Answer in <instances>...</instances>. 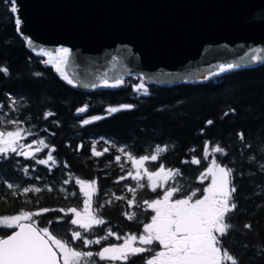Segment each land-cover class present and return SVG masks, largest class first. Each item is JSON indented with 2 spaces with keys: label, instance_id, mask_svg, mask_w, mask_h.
I'll return each instance as SVG.
<instances>
[{
  "label": "trees",
  "instance_id": "trees-1",
  "mask_svg": "<svg viewBox=\"0 0 264 264\" xmlns=\"http://www.w3.org/2000/svg\"><path fill=\"white\" fill-rule=\"evenodd\" d=\"M9 9L7 0H0V67H6L9 73L0 72V118L3 120L0 130H14L16 126L8 124V120L23 121L20 126L33 133L23 142L44 139L50 147H55L53 155L57 164L39 165L35 160L15 154H10L8 159L0 158V217L18 214L21 210L80 207L82 197L74 184L76 179L97 181V204L111 200L112 193L130 199L131 194L124 187L128 179L116 183L124 171L115 161L113 146H121L139 157L151 154L158 145H167L168 151L157 162L150 161L146 166L152 170L163 163L166 168L180 169L182 175L178 181L185 192L202 190L209 179L201 184L198 178L206 163L202 159L203 146L209 141L212 146L219 144L226 148L227 157L216 155L234 169L238 189L234 194L238 208L231 214L234 228L223 238V243L240 264H264V62L196 83L146 84L138 75L130 74L118 87L79 91L60 79L52 64L45 63L44 55L38 56L27 47L16 30V15ZM141 83L148 94L134 89ZM12 100L16 101L14 108L9 107ZM124 105L133 107L115 113L106 111ZM84 106L87 110L78 113L77 109ZM46 112L53 115L45 119ZM83 120L90 123L85 125ZM209 120L213 121L211 125L206 124ZM238 133L244 134V140L239 139ZM80 145L83 147L77 151ZM93 145L97 151L103 152L105 148L109 151L94 157ZM47 151L37 153L36 159H45ZM193 155L201 159L200 165L182 163L190 161ZM24 167L28 168L27 173ZM65 179L69 180L67 185L63 184ZM5 181L18 188L8 189ZM31 186L42 191L26 195L18 191ZM47 187L53 190L49 192ZM61 188L65 191L61 192ZM13 191L17 192L15 196ZM158 193L159 190L152 192L145 188L136 193V198L142 203L157 197ZM201 194L202 191L198 196ZM127 211L126 201L113 200L106 204L100 215L107 223L94 228L88 234L90 238L105 236L108 228L119 235L138 234L148 220V212L142 207L134 208L136 219L129 220L123 215ZM63 215L60 211H50L36 219L40 227L48 226L53 234L69 241L73 226L66 221L70 215L56 222ZM49 220L53 221L51 225ZM245 224H251V229L244 228ZM12 229L0 226V238ZM112 238L87 249L82 248V241L74 242L73 247L95 253L100 246L112 242ZM147 256V253L132 256L127 264H145ZM93 259L96 264H107L98 257Z\"/></svg>",
  "mask_w": 264,
  "mask_h": 264
},
{
  "label": "snow or ice",
  "instance_id": "snow-or-ice-1",
  "mask_svg": "<svg viewBox=\"0 0 264 264\" xmlns=\"http://www.w3.org/2000/svg\"><path fill=\"white\" fill-rule=\"evenodd\" d=\"M10 5V12L16 14L18 12L17 0H7ZM16 30L20 31L21 20L17 17L14 21ZM254 52L261 51L254 49ZM42 55H47L51 58L50 63L55 61L57 71H60V65H66L70 56V50L66 47L55 49L56 56L53 57L51 52L40 50ZM253 61L260 58L256 55L251 56ZM237 65L222 64L220 72L231 70ZM0 72L8 75L6 67H0ZM63 78L69 84H73V80L69 79L66 74ZM123 83L117 79L113 83L108 80H103L102 85L105 87H118ZM75 86V85H74ZM93 84L91 87H97ZM134 89L143 94H148L144 84L134 86ZM11 99V97H10ZM16 101L12 100L9 107L15 106ZM132 105H124L119 108L111 107L106 111L115 113L122 110H131ZM87 110V106L77 109L78 113H83ZM53 115L51 112H46L44 118L47 119ZM227 115V113H226ZM103 117H95L93 119H102ZM3 123L0 118V124ZM8 124L15 125L12 131L0 130V158L8 159L10 154L23 156L25 159L35 160L36 164L52 166L57 164V160L53 153L55 147H50L44 139L33 140L31 143H21L27 136L33 135L32 131L21 127L23 121L8 120ZM90 123L89 120H83V124ZM213 121L206 122L211 125ZM203 133V129H201ZM238 137L244 140V134L238 133ZM35 146V147H34ZM83 145L77 146V151ZM48 149L45 159H36V154L42 150ZM109 151L105 148L103 152L97 151L95 145L91 148V154L94 157H100ZM119 151L126 157L127 161L132 164L133 170H128L127 175L120 176L116 183L120 181L131 180L135 181V185L129 186L125 184L127 192L131 193L130 199L124 196H118L112 193V199L106 200L105 204H97L95 196L99 189L96 180L85 181L76 179L75 183L79 186V192L83 193V207L79 206L68 207L67 209H49L40 208L35 211L21 210L18 214L0 217V226L8 228L15 227L10 235L6 238H0V264H96L94 257H98L101 261H110L112 264L120 262L127 264L130 257L139 254L147 253L145 264H240V260L225 247L223 238L229 235L234 226L231 223V214L234 213L238 204L234 199V194L238 191L234 183V169L224 164L216 154L220 157H227L226 148L217 144L210 147V142L205 141L203 146L204 161H209L206 169L200 174L199 182L201 184L210 178V183L203 189H196L185 192L183 185L178 181L182 173L180 169L166 168L163 163H160L155 170H150L146 166V162H157L163 153L168 151L167 145H158L152 150L151 154L134 156L131 152L124 148ZM191 151L195 152L196 149ZM115 161L120 162L121 156H115ZM201 159L193 155L190 161H182V163H191L195 165L201 164ZM67 167V164L64 165ZM124 165L121 164L123 169ZM24 172H28V168L24 167ZM51 170V167H49ZM39 179V177H37ZM147 180V183L142 181ZM172 181L173 183H169ZM69 180L65 179L63 184L67 185ZM8 189H13L15 186L12 183L5 181ZM149 189L152 192H157L162 189V195L157 194L156 199L144 200L142 203L136 198V193L142 189ZM53 189L47 187V191ZM21 195H26L30 192L40 193V187H24L18 189ZM61 192L65 189L61 188ZM202 191V196L198 193ZM16 191L12 192L15 196ZM70 196H76L77 193H69ZM116 201H126L129 211L123 215L129 219H136L134 208L143 207L145 211L152 210L154 215L151 216L150 222L143 223V231L138 234H124L123 236L108 228L106 235L99 238H90L88 234L93 232V229L102 225H106L105 219L100 215L101 209L106 204ZM50 211H60L64 215L57 217L56 222L59 223L64 217L70 215V219L66 222L73 226L71 238L65 241L53 234L50 227H40L37 217L42 216ZM53 223L48 221V225ZM251 224H245L244 228L251 229ZM109 237H114L116 240H122V243L109 244L102 246L100 251H84L73 247L74 242L82 241V248L87 249L89 246L96 244L101 245L103 240H108ZM159 245L157 250L156 245Z\"/></svg>",
  "mask_w": 264,
  "mask_h": 264
},
{
  "label": "water",
  "instance_id": "water-1",
  "mask_svg": "<svg viewBox=\"0 0 264 264\" xmlns=\"http://www.w3.org/2000/svg\"><path fill=\"white\" fill-rule=\"evenodd\" d=\"M17 7L31 51L70 50L60 71L52 67L79 91L115 88L102 81L130 74L146 84L196 83L264 62V0H17ZM222 64L237 67L221 73Z\"/></svg>",
  "mask_w": 264,
  "mask_h": 264
},
{
  "label": "rangeland",
  "instance_id": "rangeland-1",
  "mask_svg": "<svg viewBox=\"0 0 264 264\" xmlns=\"http://www.w3.org/2000/svg\"><path fill=\"white\" fill-rule=\"evenodd\" d=\"M45 61H48V60H45ZM49 64V63H48ZM50 64H52V66L54 65L53 64V62H50ZM141 78V77H140ZM142 80V79H141ZM15 129V128H14ZM12 131V130H11ZM21 143H24L23 141H21ZM210 147H212V145H210ZM113 148H114V150H115V154H114V158H115V156H117V155H120L121 156V161L118 163L117 162V164L120 166V168H121V164H123L124 165V167H123V175H127V172H128V170H133L134 171V169H132V164L129 162V161H127V159H126V157L119 151V149H121V148H123V147H121V146H113ZM138 158V157H137ZM211 159V158H210ZM210 159H209V161H206V163H205V167H204V170L206 169V167L208 166V163L210 162ZM150 162V161H149ZM149 162H146V165H147V163H149ZM122 169V168H121ZM152 170H155V169H152ZM76 181V180H75ZM75 181H74V184L76 185V183H75ZM143 183H147V180H144V181H142ZM135 181H133V180H131V178H129L128 179V182H126L125 184H127V185H129V186H133V185H135ZM170 184L172 183V181H170L169 182ZM208 183H210V178H209V180H208ZM207 183V184H208ZM78 186V185H77ZM125 186V185H124ZM207 186V185H206ZM78 189H79V186H78ZM159 191H160V195H162V189H158ZM80 193V192H79ZM129 194H131V193H129ZM80 195H81V197H82V200H81V205H80V208H82L83 207V193H80ZM131 196H132V194L130 195V198H131ZM201 196H202V194H201ZM157 197H155V198H153V199H156ZM152 200V199H151ZM142 209L145 211V209L142 207ZM146 212H148V220L146 221V222H150V219H151V216L152 215H154V212H152V210H147ZM14 215V214H13ZM10 216V215H9ZM145 222V223H146ZM1 227H3V226H1ZM4 227H6V226H4ZM8 228V227H7ZM14 228V227H13ZM143 231V226H142V229H141V231L140 232H142ZM139 232V233H140ZM121 236H123V235H121ZM123 241L122 240H116L114 237L112 238V242H110L109 244H118V243H122ZM109 244H105V245H103V246H107V245H109ZM101 247L102 246H100V248H99V251H100V249H101ZM156 248H157V250H159V245L157 244L156 245ZM107 262V264H112V262H110V261H106ZM61 263H62V261H61Z\"/></svg>",
  "mask_w": 264,
  "mask_h": 264
},
{
  "label": "bare ground",
  "instance_id": "bare-ground-1",
  "mask_svg": "<svg viewBox=\"0 0 264 264\" xmlns=\"http://www.w3.org/2000/svg\"><path fill=\"white\" fill-rule=\"evenodd\" d=\"M50 64V63H49Z\"/></svg>",
  "mask_w": 264,
  "mask_h": 264
}]
</instances>
